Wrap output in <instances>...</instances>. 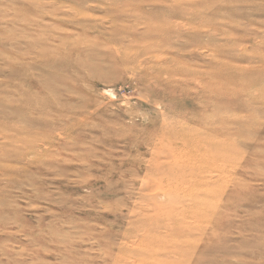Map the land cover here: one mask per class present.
I'll return each mask as SVG.
<instances>
[{
    "label": "rangeland",
    "instance_id": "obj_1",
    "mask_svg": "<svg viewBox=\"0 0 264 264\" xmlns=\"http://www.w3.org/2000/svg\"><path fill=\"white\" fill-rule=\"evenodd\" d=\"M0 264H264V0H0Z\"/></svg>",
    "mask_w": 264,
    "mask_h": 264
},
{
    "label": "bare ground",
    "instance_id": "obj_2",
    "mask_svg": "<svg viewBox=\"0 0 264 264\" xmlns=\"http://www.w3.org/2000/svg\"><path fill=\"white\" fill-rule=\"evenodd\" d=\"M179 102V101H178ZM178 104H180V103H178ZM187 104V103H186ZM175 106V105H174ZM194 118V117H193ZM206 125V124H205ZM170 128V127H169ZM226 140V139H225ZM168 142V141H167ZM172 157V156H171ZM169 168V167H168ZM171 169V168H170ZM161 182V181H160ZM167 185V184H166ZM158 186V185H157ZM149 196V195H148ZM180 209V208H179ZM164 221V220H163Z\"/></svg>",
    "mask_w": 264,
    "mask_h": 264
}]
</instances>
